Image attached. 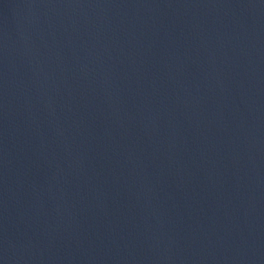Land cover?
I'll use <instances>...</instances> for the list:
<instances>
[{
  "label": "water",
  "instance_id": "95a60500",
  "mask_svg": "<svg viewBox=\"0 0 264 264\" xmlns=\"http://www.w3.org/2000/svg\"><path fill=\"white\" fill-rule=\"evenodd\" d=\"M0 264H264V0H0Z\"/></svg>",
  "mask_w": 264,
  "mask_h": 264
}]
</instances>
